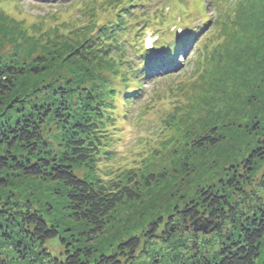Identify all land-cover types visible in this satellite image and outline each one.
Instances as JSON below:
<instances>
[{"label": "trees", "instance_id": "1", "mask_svg": "<svg viewBox=\"0 0 264 264\" xmlns=\"http://www.w3.org/2000/svg\"><path fill=\"white\" fill-rule=\"evenodd\" d=\"M211 2L218 17L232 7L227 0ZM257 3L251 2L253 7ZM107 4L120 6L112 19L107 17L99 26L91 14L89 24L71 32L73 37L62 34L48 46L25 49L17 43L8 53L0 41V264H189L191 253L203 255L205 264H264V14L262 21L255 18L258 35L240 39L258 46L248 50L249 44L243 43L230 69L195 92L197 103L190 114L201 105L199 114L206 110L213 115L208 121L214 123L201 128L193 117L180 127L171 117L167 123L172 130L187 139L178 157L182 165L170 173L148 172L138 180L135 170L107 178L112 170L108 174L99 168L115 157L118 124L127 119L121 118L119 104L131 105L143 92L146 77L182 71L189 55L186 46L200 31L178 36L179 28L188 27L189 11H183L187 19H174L172 13L175 25L163 28L165 14H154L158 22L151 23L137 9L138 0ZM150 27L157 39L149 49L143 40ZM170 32L176 38L165 42ZM11 41L17 42L13 33ZM129 46H134V55ZM219 49L220 45L201 49L198 43L193 67L198 70L212 62ZM158 50H163L161 56ZM180 50H185V63L175 59ZM222 56L228 58L229 51ZM108 57L106 69L101 59ZM126 63L132 75L123 72ZM219 105L233 116L222 114ZM182 136L176 139L183 142ZM182 170L186 179L174 176L171 192L191 194L183 206L178 204L165 220L152 217L140 233L112 239L113 250L107 251L105 243H92L105 231L116 233L121 225L113 226V215L120 206L139 201L145 188ZM191 207L189 227L186 212ZM215 211L222 222L206 219L207 231L215 235L208 244L206 233L198 234L195 225L199 212ZM69 229H76L78 236ZM82 239L85 245H78ZM198 239L207 243L198 245ZM53 240L64 246L63 254L53 252Z\"/></svg>", "mask_w": 264, "mask_h": 264}, {"label": "rangeland", "instance_id": "2", "mask_svg": "<svg viewBox=\"0 0 264 264\" xmlns=\"http://www.w3.org/2000/svg\"><path fill=\"white\" fill-rule=\"evenodd\" d=\"M71 1L73 2L71 3ZM110 1H112L113 4L118 2V0H68L66 1L67 3L61 4L62 2L60 1L0 0V17L2 18H0V41L6 46L5 50L9 53V49L12 50L15 48L17 43H20L22 48L28 49L29 46L33 45L48 46L50 42H55V38L62 34L73 37L71 32L76 29L81 30L85 24H89L88 22L93 18L91 14L94 15L96 24H99V26L108 18L112 19L113 12H116L120 6L113 8L107 4V2ZM126 1L128 0H122L124 3ZM211 1L212 0H138L139 5L137 9L142 13H146V18H149L151 23L158 22L157 18L153 17L154 14L160 15L163 12L165 16H161L165 19H163L165 25H162V27H167L168 23L175 25L172 21L176 18L187 19V15L183 11H189V13L192 14L188 15L191 16L188 27L182 28L180 26L181 28L177 31L178 36L184 35L188 31L189 35H191L194 29H198L200 32L198 36L195 37L194 41H190L187 44V49L189 47V55L187 54L186 56V59H188V61H186L187 63L181 58L185 50H180L175 58L177 61H180V63L187 64L182 71L171 73V76L152 75L146 77V79H144L145 84H143V92L134 98L132 104L126 108L122 107L121 103L119 104L121 118L127 119L124 121L121 120L119 122L120 124H118L119 128L116 134L117 137L115 138L117 143L114 147L115 149H113L115 150V157L110 162H104L99 165L101 172L109 174L112 170V173L107 178L128 176L130 175L128 174L130 170H135V175L138 176L137 178L139 180V178L142 179L144 174L147 175L148 172L154 171V173H156L159 171H169L171 168H175L177 164L182 165L179 163L178 157H181V153L185 152L184 144L187 142V139L182 135L179 136L184 137L183 142L176 139L179 138L178 134H176V131L174 132L169 123H167L171 117L173 122L177 121L180 127L186 124L188 120L191 121L194 118L198 122H196L197 126L201 128L209 123H214L212 120L208 121L213 115L208 114L206 110H203V112L199 114L201 105L193 114H190V112L193 111V105L197 103V101H195V92L199 91L198 87L202 84L210 83L214 79L222 77L223 74L230 69L231 61L236 59L237 54H242L243 43L244 45L249 44L248 50L257 45L254 41L242 42L240 39L249 41L247 39L249 35H251V37L258 35L254 23L255 18H259V21L263 20L264 0H255L256 3L258 2L255 7L251 4L254 0H239L234 6L235 0H227V4L232 7L220 17H218L216 6L214 7ZM224 1L226 0H223V2ZM240 1H242L241 7ZM200 2L205 5L207 12L200 7ZM184 7H188L189 9H185ZM137 9L135 8L133 10L138 11ZM172 13L177 17L171 16L174 19H170ZM183 14L186 17H181ZM205 14L210 17L208 22L203 21V19L207 17ZM137 17H139V14ZM3 19H8L12 23L8 24ZM154 31L152 27L147 30L143 40L144 43L146 41L147 46H150L155 40L157 33ZM12 33L16 36L17 42L11 41ZM171 35L172 32H170L168 37L164 38L165 42L172 41L176 38V36L171 37ZM198 43L201 49H203L205 45L206 50H212L217 45H220V49L214 55L212 62L208 64L204 63V65L202 64L203 66L197 70V66L193 67L195 64L191 63V60L194 54L193 51L197 49ZM129 48L132 51V55H134V46H129ZM127 50L130 51L129 49ZM158 51L159 56H161L163 50ZM228 51L229 57L223 58V53ZM156 56L158 55L156 54ZM154 57L155 56H153V58ZM109 59L110 57L101 59L102 65L103 67L106 66V69L110 68L108 63ZM96 64L99 65L98 62H96ZM123 66V72L132 75L131 72L129 73L130 70L126 68L127 63L123 64ZM73 68L79 70L78 67ZM49 74L53 76V71L49 70ZM57 74L56 72V76ZM61 74L63 75L64 72ZM130 78L132 79V77ZM210 100L213 101V99ZM219 108L222 111L221 113L225 116L230 113H232L230 116H233V111L230 112L229 109L228 111L227 109L225 110L222 105H219ZM187 112H189L190 116L184 122V118L189 115ZM218 118L216 122L219 120ZM187 137H189V133ZM190 163L191 162H189V164ZM242 172V174L245 173L243 167ZM175 173L176 172H174V175L170 174L169 177L161 182H156L150 187L145 188L142 198L139 201L127 202L125 205L120 206L113 215L116 221L113 226L121 225L117 228L116 233H113V231H105L102 236L100 235L94 238L92 243L97 244L102 242L105 243L104 247L107 248V251L110 249L113 250L114 247H116V242L113 240H117L120 236L125 234L140 233L142 228L152 217L162 216V219L165 220L174 209L183 206L185 199L188 200L191 194L189 192H184L186 196H181V191L171 192V190H173L172 182L177 180L174 176L186 179L183 170ZM259 178L258 176L256 180L253 181L254 186H257ZM208 190L209 189H205V195ZM246 190L249 194H253L252 186H248ZM221 194L222 193H219L218 197H220ZM194 195L198 196V193L196 192ZM51 197L53 198V195H51ZM40 198L45 200L47 196H40ZM242 200L243 199L240 198L238 202L240 203ZM47 204L48 202L45 204V207ZM56 209L59 212L63 210L60 205ZM191 209L192 207L186 212V220L189 221V225V215L192 213ZM200 212H202L201 209ZM200 212L198 213L199 217L195 225L198 234L205 230V226L210 223L208 221H217V223L222 222L220 218H217V215L220 216V213L217 211L211 214L209 212L200 214ZM61 216L63 220L65 219L64 221H67V225H70L71 221L67 219L63 213ZM206 219L208 220L207 222ZM69 230H71L69 232L71 235L78 236L76 229ZM74 230L76 232H74ZM205 233V239L208 241V244L211 243V241L213 242L215 239L213 236L215 235L207 231ZM69 242L73 244L72 241ZM196 242L198 245L207 243L203 239H198ZM83 243H85V239H82L81 243H78V245ZM71 244L69 245L72 246ZM50 246L57 256L58 253L63 254L65 251L64 246L60 244L58 240L51 241ZM195 246L196 245H194V247ZM194 254L195 253L189 254V260L191 259L190 256ZM202 259V264H205L204 257ZM262 259L261 260L264 261V253Z\"/></svg>", "mask_w": 264, "mask_h": 264}, {"label": "flooded vegetation", "instance_id": "3", "mask_svg": "<svg viewBox=\"0 0 264 264\" xmlns=\"http://www.w3.org/2000/svg\"><path fill=\"white\" fill-rule=\"evenodd\" d=\"M189 227H190V225H189ZM190 257H191V259L189 260V264H196V263L202 264V262H203V259H202V256H200V253H196Z\"/></svg>", "mask_w": 264, "mask_h": 264}, {"label": "water", "instance_id": "4", "mask_svg": "<svg viewBox=\"0 0 264 264\" xmlns=\"http://www.w3.org/2000/svg\"><path fill=\"white\" fill-rule=\"evenodd\" d=\"M204 232H206L207 231V227L205 226V230H203Z\"/></svg>", "mask_w": 264, "mask_h": 264}]
</instances>
